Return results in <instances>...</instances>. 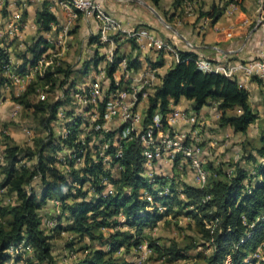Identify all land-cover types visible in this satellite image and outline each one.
<instances>
[{
    "label": "trees",
    "instance_id": "trees-1",
    "mask_svg": "<svg viewBox=\"0 0 264 264\" xmlns=\"http://www.w3.org/2000/svg\"><path fill=\"white\" fill-rule=\"evenodd\" d=\"M147 1L155 7L160 2ZM184 1L174 0L173 7L181 8ZM232 1L240 5V0H220L209 13H198L196 20L205 15L219 18ZM6 2L0 7V18L10 16L6 8L9 0ZM262 3L264 5V0ZM163 17L170 22L166 14ZM22 18L20 14L23 25ZM54 20L45 7L36 14L37 32L24 44V49L14 51L19 60L14 65L10 64L11 51L0 39V87L14 88L4 66L9 64L11 73L23 75L41 54L52 47L44 33L50 30ZM111 38L115 49L112 61L105 65L104 85L107 90L98 103L100 115L109 94L129 85L125 74L118 79V85L113 78L124 58L120 47L127 41L131 48H136L133 39L119 34ZM163 54L159 51L157 59L149 62L151 69L164 65ZM178 55V62L170 64L162 75L156 73L158 83L144 89L146 97L141 112V129L150 124L155 112L161 115L162 127L166 129L170 105H177L184 98L194 113L211 101L215 102L219 115L217 128H230L233 133L246 134L259 115L249 102V91L239 85L240 80L199 70L194 63L197 55L193 52L178 50ZM126 68L135 71L136 60L128 57ZM87 72L88 69L70 70L59 59L58 64L48 67L42 76L31 80L19 96H14L11 91L13 105L19 104L32 117L35 127L32 142L27 145L16 143L4 131L0 133V264H54L52 240L64 234L66 250L78 256L69 261L61 260V264H136V248L144 241V230L168 216L173 205L179 209L175 215L181 212L186 215L197 227L201 246L210 250L204 255L196 253L197 260L189 264H224L227 257L229 264H256L252 255L264 244V128L259 130V146L254 147L255 153L247 151L243 145L241 154L234 160L220 165L212 161L204 164L209 174L202 188L186 183L176 174L169 178L154 174L150 182L139 140L120 139V128H117L103 136L96 133L94 142L91 135L83 132L81 126L86 122L83 117L65 110V118L59 119V109L70 104V96L77 91L78 75L84 76ZM250 78L260 88L264 87L259 76ZM56 91L63 97H53ZM41 94L43 98H39ZM262 95L264 97V93ZM137 98L139 103L140 94ZM138 103L133 106V111L137 110ZM98 122H101L100 118ZM57 129L68 130L67 137ZM103 142L108 143L106 155L110 156V163L107 165L101 161L95 163L91 157L96 155ZM81 147H86L87 151L84 165L77 166L70 151L78 152ZM117 151L119 157H115ZM59 154H63L65 163L60 161ZM177 164L179 157L173 166ZM228 169L230 174L226 173ZM165 187L169 193L159 197L157 192ZM144 191L151 193L154 201L164 206L162 212L156 208L147 209ZM46 220L53 224L46 226ZM205 222L210 227L207 228ZM18 245L21 249L16 251ZM148 245L153 253L166 257L168 264H180L179 260L185 259L186 252L197 246L193 243L180 248L174 243L165 249L156 241H149ZM28 250L31 255L24 257ZM261 250L264 255V246ZM258 264L264 263L259 261Z\"/></svg>",
    "mask_w": 264,
    "mask_h": 264
},
{
    "label": "built area",
    "instance_id": "built-area-1",
    "mask_svg": "<svg viewBox=\"0 0 264 264\" xmlns=\"http://www.w3.org/2000/svg\"><path fill=\"white\" fill-rule=\"evenodd\" d=\"M6 0H0V4ZM57 5L62 8L66 13L65 25L61 28L57 37L51 41L52 47L45 53L41 54L33 64H31L23 75H17L11 73L10 65L4 66L6 73L13 82L15 92L14 96H19L27 86V84L37 76H42L46 69L52 65L58 64L61 52L66 46V41L69 36V26L74 19L80 14L84 17H92L99 24V42L106 44V52L104 56L105 65L112 61L113 52L115 49V43L111 38L114 34H119L125 38L133 39L135 42L141 43L143 48L152 49L157 52L163 51L172 57L173 62L179 61L178 49L169 41H165L153 33L146 27H134L126 28L120 21L113 16L109 15L101 6L97 0H54ZM185 4V10L188 15L191 14L190 7L195 2H183ZM239 5L232 1L225 9V14L232 15L238 10ZM257 23L264 22V5L262 0H259L257 6ZM23 25L20 23V13L15 12L12 14L5 24V32L13 37L21 36ZM227 36H231L228 32ZM196 67L204 72L219 73L227 78L237 77L239 85L244 87L243 81L250 78L253 75H257L260 78H264V59H254L247 62H235V61H221V60H209L207 57L198 56L194 59ZM11 64V63H10ZM105 65L102 68L96 70L92 80L88 85L75 91L72 95L74 107L77 108L75 116L83 117L86 121L82 124L83 132L91 135L95 138V134L99 133L104 135L105 133L114 129L120 128L118 137L120 139L135 138L139 140L143 147V157L145 160L144 167L149 181H152L154 174H158L154 171V165L158 162L171 163L179 157L181 164H186L191 173V179L196 187L202 188L206 185L208 179V171L205 169L204 160V147L201 145L200 131L203 122V116L194 112H187L184 109L177 108L171 104V110L166 114L167 128L162 127L161 115L155 112L152 116L150 124L141 129L142 113L138 110L133 111V106L138 103L137 94H140L141 100L146 97L145 88L148 89L154 85V79L156 78V70L148 69L142 78L137 80V85L132 86L129 84L126 88H117L111 92L108 99L105 101L104 109L100 115L98 111V103H100L106 95L107 87L104 85L105 80ZM123 69L125 75L128 76L129 70L126 68V60L123 58L118 65V69ZM115 84L118 85V79L115 77ZM245 88V87H244ZM140 100V101H141ZM19 104H14L11 116L17 115L20 110ZM214 118H218V112L216 106H214ZM59 119L65 118L64 111L58 112ZM101 122H98V119ZM70 120V119H69ZM183 123L185 127L175 128L176 124ZM63 137H67L68 130L61 132ZM96 141V140H95ZM94 141V142H95ZM82 144H84L82 142ZM108 143L103 142L99 145L96 155H92V161L97 163L101 161L103 164L110 163V156L106 155V149ZM86 147H81L78 152L71 150L72 158L77 166L84 165V155ZM69 152V150H68ZM78 154V156H77ZM59 159L62 163H65V157L63 154H59ZM120 152L115 153V157H119ZM119 169L121 167H118ZM231 170L226 171L230 174ZM169 178V177H167ZM104 180V181H103ZM102 181L105 183V179ZM112 190H109L111 193ZM169 193L167 187L157 192L159 197H162ZM183 198V195L180 194ZM144 198L148 202L147 209H157L162 212L164 206L154 201V197L151 193L144 191ZM208 199V196L206 197ZM264 219V214L262 215ZM121 220L123 218L121 217ZM52 221H45L46 226H51ZM205 226L208 228L210 224L205 222ZM264 244L256 248L253 253V258L264 263V255L261 247ZM21 249V245H18L16 251ZM28 249V247H27ZM136 264H143L146 257L152 252V249L144 241L140 243L137 248ZM70 255V256H69ZM74 252H69L67 257L73 259ZM229 257L224 260V264H229ZM217 264V263H214Z\"/></svg>",
    "mask_w": 264,
    "mask_h": 264
},
{
    "label": "crops",
    "instance_id": "crops-1",
    "mask_svg": "<svg viewBox=\"0 0 264 264\" xmlns=\"http://www.w3.org/2000/svg\"><path fill=\"white\" fill-rule=\"evenodd\" d=\"M102 8L111 16L116 18L126 28L146 27L165 41L171 42L178 50L193 52L198 56L207 57L209 60L221 61H235L247 62L254 59H264V22L257 23V6L259 0H240L238 10L232 15H227L225 12L217 18L212 19L210 15H205L197 19V15H190L188 17L182 16L181 20L178 15L181 8L173 7L174 0H160L157 7L151 2L143 0H97ZM7 3L3 1L0 7ZM153 8L159 16L167 22L163 15L166 13L172 26L180 36L173 31L166 29L160 20L153 14V12L146 6ZM209 6V5H208ZM205 6V10H208ZM54 16L55 20L50 24V30L44 33L46 40L52 45L53 41L59 34L61 28L65 25L67 13L60 8L54 0H9L6 8L11 16L15 12L23 15V29L21 31L20 39L8 35L4 28L10 16L0 18V39L11 51L10 63L14 65L19 60L15 57L14 51L24 49V44L37 32L36 14L43 8ZM212 11V9H209ZM230 32L231 36L226 34ZM99 36V24L92 17H84L78 15L69 26V36L66 41V46L61 52L60 59L65 65L70 67V70L88 69L86 75H78L75 89L78 91L91 82L97 69L105 65V60H99L100 57L105 56L106 44L95 41ZM103 44V45H102ZM136 48H131L129 42H124L120 47V53L125 60L131 57L136 60L137 69L129 71V84L136 86L137 80L145 75V72L150 69L149 62L157 59L159 52L143 48L141 43L135 42ZM22 45V47L20 46ZM164 58V65L157 70L158 75H162L166 69L173 63L172 57L168 54L162 55ZM89 61V64L86 63ZM96 61H98L97 64ZM125 74L123 69H117L113 77L119 79ZM264 84V78H261ZM244 87L249 91V102L254 110L259 112L261 108L264 109V87L260 88L256 82L251 78L242 80ZM158 83V78L154 79V84ZM11 91L15 92V88L0 87V108L1 116L5 120L10 118L9 110L13 102L11 101ZM53 97H63V95L56 91ZM43 98V97H42ZM70 104L62 106L60 111L71 110L73 113L78 112L74 107L72 95L70 96ZM183 106L187 112H192L189 108V101L181 98L176 107ZM145 107V98L142 99L138 105L137 110L142 112ZM214 106L205 105L198 112L199 115L205 119V124L211 126L214 117ZM4 119H0L3 126ZM255 124V123H253ZM251 124L250 126H252ZM206 125V126H207ZM207 126V127H208ZM183 123L176 124L175 128H183ZM206 128V127H205ZM210 128V127H208ZM258 129V128H257ZM202 130V129H201ZM31 132V131H30ZM33 132V131H32ZM57 132H62L57 129ZM33 134V133H32ZM33 136V135H32ZM163 162H158L154 165V171L162 168ZM161 174V173H158ZM169 177L167 175H163ZM191 177V176H190ZM191 180V178H189ZM18 264V263H17Z\"/></svg>",
    "mask_w": 264,
    "mask_h": 264
},
{
    "label": "rangeland",
    "instance_id": "rangeland-1",
    "mask_svg": "<svg viewBox=\"0 0 264 264\" xmlns=\"http://www.w3.org/2000/svg\"><path fill=\"white\" fill-rule=\"evenodd\" d=\"M186 1L191 3L190 0H185L184 2ZM218 3H220V0L195 1V3L190 7L191 14L189 15L185 10V4L182 3L178 17L181 20L182 16L188 17L190 15L196 16L198 13H209V9ZM205 6H208V10H205ZM165 28L168 29L167 27ZM20 46L22 47V45ZM42 97V94L39 95V98ZM209 105L216 106V103L211 101ZM12 108L13 105L9 110L10 118L8 120H5L4 117L1 116L2 111L0 108V119H4L5 122L3 123L7 125L3 127L0 121V133L4 131L6 135H10L14 141L20 145L31 144L33 135L32 131H34L35 122L33 121L32 117L21 108L17 115L11 116ZM177 108L183 109V106L180 105V107L178 106ZM257 113L259 115L258 119L254 122L255 124L248 127L246 134L233 133L231 132L230 128H217V119L214 117L211 122V124H213L208 126L205 124L206 122L203 117V124L200 126L202 130L200 131L199 135L201 139V145L204 147L205 164L212 161L215 165H220L226 163L228 160H234L241 154V148H243V145L247 151L253 152L254 147L259 146V130L264 128V109L261 108V110ZM206 125L210 128H208ZM1 151L2 145L0 144V152ZM158 173L167 175L169 177H172L176 174L186 183L194 185L192 179H189L191 178L189 168L184 163L181 164L179 162L177 166H173L171 163L166 164L163 162L162 168L158 170ZM1 198L2 196H0V199ZM172 207L173 208L170 209V214L168 216L162 217L155 223V226L148 227L144 230V242L148 244L149 241H156V243L165 249L174 243L180 248H184L186 245L195 243L197 245L196 248L186 252L184 260H179L180 264H189L192 261L197 260L196 253L200 252L202 255H204V253H209L210 250L205 249L204 246H201L202 240L200 239V235L197 233V227L194 225V223L186 215L182 214V212L178 213L181 215H175V211H179V209L176 208V205H173ZM65 237L66 234L52 240V255L54 256V264H61L63 260L69 261L71 259V257L66 256L69 252L66 250L64 245ZM28 255H31L30 250L24 252V257ZM75 256H78V254H75ZM18 264H25V262H19ZM143 264H168V262L166 257H159L157 253L150 252Z\"/></svg>",
    "mask_w": 264,
    "mask_h": 264
},
{
    "label": "water",
    "instance_id": "water-1",
    "mask_svg": "<svg viewBox=\"0 0 264 264\" xmlns=\"http://www.w3.org/2000/svg\"><path fill=\"white\" fill-rule=\"evenodd\" d=\"M139 1H141V2L144 3L143 0H139ZM146 6H147V7L153 12V14H154V15L160 20V22L162 23L163 26L167 27L169 30L173 31V32L176 33L178 36H180L179 33H178V32H177L172 26H170L167 22H165V21L159 16V14H158L153 8H151V7L148 6L147 4H146Z\"/></svg>",
    "mask_w": 264,
    "mask_h": 264
}]
</instances>
